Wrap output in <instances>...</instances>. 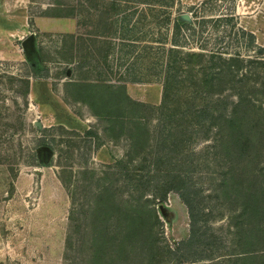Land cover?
Segmentation results:
<instances>
[{
  "label": "rangeland",
  "instance_id": "rangeland-1",
  "mask_svg": "<svg viewBox=\"0 0 264 264\" xmlns=\"http://www.w3.org/2000/svg\"><path fill=\"white\" fill-rule=\"evenodd\" d=\"M142 1L26 0L29 31L22 36L35 32V40L42 41L38 55L48 76H32L17 35L6 38L0 59V264H114L131 250L125 246L109 255L103 241L126 222L129 193L115 163L128 150L138 118H149L152 125L157 112L126 104L123 83L132 75L160 81L169 46L203 53L208 66L217 60H211L212 52L250 59L238 76L258 77L254 92H248L264 108V51L258 49L264 46L250 36L241 13L252 0H150L153 7ZM183 12L190 22L177 25ZM38 15L60 17L56 30L41 31ZM184 68L178 74H190ZM197 68L199 63L194 73ZM107 84L113 85L108 93ZM186 84L178 81L171 105ZM216 95L227 97L221 104L226 108L235 98L228 89ZM201 136L192 137L185 150L196 164L189 182L206 212L198 223L200 238L216 248L203 262L239 264L233 248L249 256L246 264H264V141L216 146L211 134ZM43 144L50 150L40 151ZM148 204L161 220L163 243L174 247L189 235L188 209L176 192ZM109 217L117 228L107 230ZM139 249L134 247L135 258L125 264H150Z\"/></svg>",
  "mask_w": 264,
  "mask_h": 264
},
{
  "label": "trees",
  "instance_id": "trees-1",
  "mask_svg": "<svg viewBox=\"0 0 264 264\" xmlns=\"http://www.w3.org/2000/svg\"><path fill=\"white\" fill-rule=\"evenodd\" d=\"M142 2L152 6L150 0ZM175 21L177 25L190 22L180 18V13L177 14ZM249 34L253 38L252 33ZM258 49L264 51L262 47H258ZM167 52L166 73L160 79L162 93L159 103L154 104L133 99L127 94L123 84V96L126 104L153 108L157 112V122L150 125L149 118L139 117L138 125L129 137L128 150L115 163L119 176H123L122 183L129 193L124 205L126 222L118 225L119 234H115L114 237L112 235L113 238L103 237V241L107 246H110L109 255H115L125 246L132 245V248L125 250L124 257L114 258V264L117 262L125 264L127 258L134 259L135 252H131L134 247L140 248L141 259L149 261L150 264L163 262H172L173 264L211 263L212 261L203 262V260L212 258L216 248L212 245L211 240L202 241L200 238L198 223L206 212H202V206L196 199L197 193L189 182L190 173L196 164L188 156L185 145L192 137L202 135V138L207 139L210 134L216 146L219 142L227 140L243 144L257 140V142L264 141V108L261 103H255L256 100L248 92H254L253 87L258 77H254L255 79L252 80L249 73L245 72L238 76L237 72L241 66H246L250 59H245L239 54L223 57L219 53L212 52L211 60L214 57L217 60L208 66L202 63L203 53L184 51L175 46H169ZM25 57L29 61L32 76H48V70L42 64L36 48ZM193 58L197 59L193 60ZM195 63H199V68L194 73L193 65ZM183 66L185 70H189L191 75L178 74V69ZM208 67L211 68V71ZM174 69L176 71L172 72ZM135 76L132 75L124 81H150L152 79ZM261 78L260 87H263L264 78ZM178 81L187 83L185 91L179 95L180 99L171 105V96L179 88ZM68 83L69 85L88 87L78 81H68ZM192 84L195 86L194 88H192ZM106 86L108 93L112 90L113 85L107 84ZM227 89L235 98L230 100V106L226 108L224 107L226 105L221 106V104L227 97L225 95L213 97V94H221ZM262 90L260 92L264 95V87ZM199 131H203V134H200ZM90 132L88 130V133ZM138 145H141V148ZM242 149L244 148L241 147ZM222 182H226L225 177ZM169 191H174L179 195L188 209L190 218L189 235L176 242L174 247L168 246L160 240L158 226L161 224V220L156 210L154 208L146 209L150 201L162 203ZM210 209L208 208L207 211ZM115 228L117 226L114 217H109L107 230ZM92 246L91 241L88 247ZM232 251L235 263L246 264L245 261L249 256L241 255L233 248Z\"/></svg>",
  "mask_w": 264,
  "mask_h": 264
},
{
  "label": "crops",
  "instance_id": "crops-1",
  "mask_svg": "<svg viewBox=\"0 0 264 264\" xmlns=\"http://www.w3.org/2000/svg\"><path fill=\"white\" fill-rule=\"evenodd\" d=\"M251 4L252 7L250 9L241 11L244 15L242 21L248 31L254 34L257 43L264 46V0H252ZM237 9L240 10V7L238 6ZM28 17L26 0H0V59L6 55L5 47L9 45L6 38L11 41L10 37L17 35V39L21 41L23 38L22 34L29 31V29H26L28 27ZM60 19L57 15H38L36 24L41 31H55V23H60ZM34 34L36 35L35 32ZM38 43H42V41L36 38L34 44L39 54ZM123 84L127 94L133 99L154 104L159 103L161 100V81L151 79L141 83L127 80ZM130 84L137 86L132 89ZM32 87L31 84L28 89L29 95H32Z\"/></svg>",
  "mask_w": 264,
  "mask_h": 264
},
{
  "label": "water",
  "instance_id": "water-1",
  "mask_svg": "<svg viewBox=\"0 0 264 264\" xmlns=\"http://www.w3.org/2000/svg\"><path fill=\"white\" fill-rule=\"evenodd\" d=\"M180 18H182L183 20H187L190 21V16L188 13L183 12L180 14ZM34 40H35V34L34 32H30L29 34H27V36H25L24 38L21 39V46L22 49L24 50L25 55H29L31 50H34L35 46H34ZM35 123L37 124V126H41V122L38 120H35ZM41 149L50 150V147L47 144H43L40 146Z\"/></svg>",
  "mask_w": 264,
  "mask_h": 264
},
{
  "label": "flooded vegetation",
  "instance_id": "flooded-vegetation-1",
  "mask_svg": "<svg viewBox=\"0 0 264 264\" xmlns=\"http://www.w3.org/2000/svg\"><path fill=\"white\" fill-rule=\"evenodd\" d=\"M39 150H40V151H42V150H43V151L47 152V150H44V149H41V148H39Z\"/></svg>",
  "mask_w": 264,
  "mask_h": 264
}]
</instances>
